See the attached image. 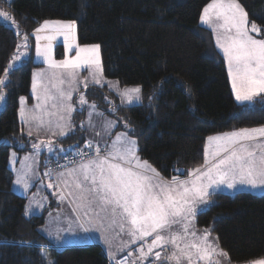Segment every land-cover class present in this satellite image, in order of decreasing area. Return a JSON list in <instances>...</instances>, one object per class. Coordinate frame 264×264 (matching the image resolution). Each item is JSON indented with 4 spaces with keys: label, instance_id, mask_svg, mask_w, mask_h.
Here are the masks:
<instances>
[{
    "label": "trees",
    "instance_id": "1",
    "mask_svg": "<svg viewBox=\"0 0 264 264\" xmlns=\"http://www.w3.org/2000/svg\"><path fill=\"white\" fill-rule=\"evenodd\" d=\"M210 1L0 0V8L11 17L0 20V77L28 36L27 55L9 76L0 109V264H109L98 243L51 242L42 231L45 213L27 216V197L12 187L10 152L20 156L33 150L35 143L19 118V100L22 96L32 102L31 73L40 66L32 59V31L46 20H75L78 43L99 44L104 77L141 88V102L128 106H119L115 95L102 86H88L82 94L113 116L117 129L128 131L125 124L134 129L129 135L137 141L140 158L170 179L187 176L203 164L207 136L264 125V100L235 101L223 58L208 30L199 24ZM237 1L249 21L264 26V0ZM54 55L63 57L59 44ZM73 102V128L54 141L65 154L85 143L78 93ZM43 152L42 180L45 159L64 155ZM180 168L182 175L175 172ZM57 205L52 204L53 212ZM194 224L200 230L210 228L229 264L264 258V192L218 191L195 216Z\"/></svg>",
    "mask_w": 264,
    "mask_h": 264
},
{
    "label": "snow or ice",
    "instance_id": "2",
    "mask_svg": "<svg viewBox=\"0 0 264 264\" xmlns=\"http://www.w3.org/2000/svg\"><path fill=\"white\" fill-rule=\"evenodd\" d=\"M0 17L9 19V14L0 11ZM201 23L213 26V32L222 30L216 36L217 47L222 51L229 68V76L232 81V90L238 102H253L256 98L264 100V38H255L264 34L254 21L249 22L247 13L243 10L237 0H211L203 9L200 17ZM14 22V21H13ZM52 29L50 35L36 36V56L42 58L43 62L50 69L64 70L59 79V85L66 82L72 84L77 75V70L82 67L92 69L93 82L100 83L97 76H102L103 68L99 58V45L77 48L75 57L56 61L52 57L51 41L57 35H63L68 50L73 45L67 44L72 37L74 21L48 22L37 28L36 32ZM19 35V33H17ZM46 40L49 43L41 45L39 42ZM28 36L24 35V44L20 47H27ZM27 53H17L4 69V75L0 77V102L5 99L3 89L10 83L9 76L14 74L16 63L21 61L22 56ZM45 70L33 73V94L37 104L31 110H25L24 97H21L20 118L23 123L30 126L28 136H32L31 125L35 122L37 131L47 127L51 131L53 127L52 116H56L55 127L57 132L52 135L64 136L71 130V113L76 109L72 106L73 92L78 88H70L65 91L62 87H56L55 93L50 89H44L43 98L37 95L38 84L42 85L45 79ZM56 74L52 73V78ZM85 88L88 84L85 83ZM141 88H125L120 95L129 103L133 100H141ZM51 101V108L56 112L48 111V103ZM81 111L88 105V126L95 128L93 116H102L96 112V105L88 104L83 94L79 97ZM64 113V114H61ZM66 114V115H65ZM49 119L47 122L44 116ZM63 122V123H61ZM103 135L99 141L89 140L85 142V148H74V155L79 161L71 168L67 165H60L64 171H56L48 168L43 176L49 179L47 188L58 189V198L63 202L66 198L69 203L75 205L72 211L78 209L82 215L100 221L96 229L101 231L104 221L108 220L110 225L118 228L117 235H127V240H122V246L112 251V243L101 231V239L108 250L110 264H144L150 256L155 257L152 264H198L199 261L205 264H220L216 257H226L222 249L214 241H210V231L205 230L198 234L190 227L191 220L198 212H202L209 204V197L218 193L222 187L235 190L238 185H245L251 188H264V153L258 156L254 141L258 137H264V128L244 129L224 137H209V144L213 145L212 160H208V148L205 149L204 166L195 168L188 172L190 179L180 180L173 176L170 181L164 180L159 172L147 161L141 160L138 155L137 141L132 139L129 131L134 133L129 125L125 124L128 131L116 133L112 138L114 122L105 120L102 125ZM83 129V122L81 124ZM104 137H107L105 139ZM247 142V143H245ZM264 148V145H257ZM42 147H47L50 153L56 154L51 139L45 143H33L34 154L25 157V160L32 159L39 155ZM65 154V150H59ZM16 153H12L14 158ZM58 162V161H57ZM11 163H15L12 159ZM55 177L56 183L51 181ZM34 180L40 179L35 169L29 165L23 172L17 173L15 184L22 186L25 192L33 186ZM63 185V187H61ZM31 201L28 207L31 206ZM39 203V202H37ZM197 205L203 207L198 208ZM43 207V204H40ZM27 215V210H26ZM51 215V213H50ZM173 225H180V230H174ZM89 231L88 228L84 229ZM60 229H57L59 239ZM49 235H52L49 232ZM148 238H151L150 242ZM142 243L136 248L139 253L135 260L129 262L132 257L131 250L123 259H117V253L123 252L132 244ZM161 251H153L154 249ZM164 253L163 257L161 253ZM48 264H53L49 261ZM249 264H264V259L252 260Z\"/></svg>",
    "mask_w": 264,
    "mask_h": 264
},
{
    "label": "rangeland",
    "instance_id": "3",
    "mask_svg": "<svg viewBox=\"0 0 264 264\" xmlns=\"http://www.w3.org/2000/svg\"><path fill=\"white\" fill-rule=\"evenodd\" d=\"M0 11H4V12L9 13L8 10H4L3 8H0ZM201 15H200V17H201ZM0 20H5L7 22V20H11V17L9 15V19H7V20L4 19L3 17H0ZM53 20H51L50 22L74 21V30L72 32V37L67 42V44L73 45V47L71 48V50H68V48L66 46V43H65V40H64V36L63 35H57L56 39L51 41L53 59H55L56 61H60V60L71 59V58L75 57L76 51H77V48L75 47V45H79L78 42H77L75 20H73V19H64V20L55 19V21H53ZM199 24L203 25V26H206V27L208 26L206 24H202L200 18H199ZM42 25L43 24H41L40 26L36 27L32 31V39H33L32 59H33L34 62H42L44 64L45 68H43V70H45V72H46L45 79H44L45 81L50 80V82H52V81L58 82V79H59L61 73L64 70H62V69H50L48 67V65L43 62L42 58H38L36 56V36H45V35L53 34L51 28H49L46 31L36 32L35 30L37 28H40ZM207 30H208V33H210L211 31L213 32V29L211 27H209V29H207ZM221 32H222V30H220V33L218 31L214 33V35H215V43H216V36L220 35ZM39 43L41 45H45V44H47L49 42L46 41V40H41ZM58 44L61 46V50L63 52V56L64 57H62V58H56L55 55H54L55 54V49H56ZM20 45H22V44H20ZM92 45H99V44L91 43V44L81 45V47L92 46ZM18 52L19 53H27V48H25V47H20L19 49L17 48V53ZM70 52H73V54L72 53L69 54ZM17 53H15L14 55H16ZM98 55H99V58H100V61H101L100 47H99ZM22 57L24 58L25 56H22ZM11 62H12V60H11ZM18 62H15V63L17 64ZM101 64H102V62H101ZM53 72L56 74V77L50 79L52 77V73ZM95 78L100 80L99 84H96V83L93 82L92 69H90L89 67H82L81 69L77 70L76 79H75V81L72 84H69V83L66 82L64 85H59V84H54V85L57 86V87H62L65 91L70 90V87H72V86H74L75 88L81 87L79 89V93H78V102H79V97L82 94V90L86 89L84 87L85 83H87L88 86L96 85V86H102V87L107 88V90H109L111 93H113L115 95L117 104L119 106H128V105H132V104L138 102L136 100H133L131 103H129L126 98H124V97H122L120 95V93L125 88H133V87H139V86H137V85L123 86V85L119 84L117 79H107V78L104 77L103 74H102V76H97ZM104 82H105V85H104ZM231 83H232V81H231ZM54 89H56V88H54ZM3 102H0V109L3 107ZM249 103H252V102H249ZM34 106H35V104H34ZM34 106L32 108H29V106L26 103L23 104V107L25 108L26 111L33 109ZM44 119L47 122L49 117L46 116V117H44ZM93 122H94V120H93ZM86 126H87V124H86ZM224 135H230V134H224ZM132 139L136 140L135 138H132ZM58 148H61V149L65 150L63 147H58ZM10 154H12V152H10ZM47 154H50V152H47ZM12 159L13 158H11V160ZM11 160L9 162V166H10L11 169H13L14 166H15V163L14 164L11 163ZM167 181H170V180H167ZM49 182L50 181H49V179L47 177L45 179H43V186H41L40 182L35 186L34 184L36 182H33V186L30 187L27 192H25L24 189L22 188V186H20V185L18 186V188L13 186V189H15L17 191V193L22 194V195L27 197V201H26V204H25V213H26V210H27V216L32 215V214L45 213V217H46L45 220L46 221H45L44 225L42 226V231H43V234L47 238H49V240L51 242L57 243V244L66 243L67 241H71V243L72 242H76L77 240H80L81 235H85V233L83 231L85 229V226L84 225L82 226V222H81L82 219H81L80 216H78V214L77 215H71V213L74 214V212L72 211V208L70 207L69 199H67V198L63 201V207H64V210H65L64 213L61 214V211L63 209L62 208L60 210V212H58L59 215H57V214L54 215V212L52 211V210H54L52 204H59L62 207V203H60L59 198H58V195H59L58 189H56L55 187L54 188H47L46 187ZM51 182L55 184L56 183V179L53 178V180ZM62 186L63 185H61V187ZM30 201L32 203H31V206L28 207L29 204H30ZM37 202H39V203H37ZM41 203L43 204V207L40 206ZM197 207L200 208V207H203V206L202 205H197ZM55 212H57V211H55ZM50 213H51V215H50ZM63 215H66V216L63 217ZM194 221H195V218L191 220L190 227L192 229L196 230L198 234L203 233L205 230H202V229L200 230V229L196 228V226L194 224ZM76 223L77 224L79 223L80 228H79V226H78V228H76V226L73 225V224H76ZM98 227H99L98 224L88 225L87 228L89 229V231H87V233L88 234H92V235L97 234L98 231L96 229ZM111 228H113V226H111ZM57 229H60V232H59V237L60 238L59 239H57ZM114 229L116 230L117 228H114ZM78 230H79V234H76L75 232L78 231ZM208 231H210V233H211L210 228H209ZM49 232H51L52 235H49ZM108 233L110 234V232H108ZM124 236H126V237H124L125 239H128L127 235H124ZM214 237H215L214 234L213 235L211 234L210 237H209V240L210 241H214V243H215L216 240H215ZM100 242L102 243L103 241L101 240ZM134 250L135 249L133 248L132 251H134ZM153 251L154 252L155 251H161V249L157 248V249H154ZM161 254H162V257H163L164 253L162 252ZM118 256H120V255H118ZM152 257L153 256H150L148 258L147 262L144 261V264L145 263L146 264L147 263L148 264H152V261H153L151 259ZM120 258L123 259L124 257H120ZM153 259H155V258H153ZM218 259L220 260V264H222V259H220L219 257H218ZM198 264H205V262L199 261Z\"/></svg>",
    "mask_w": 264,
    "mask_h": 264
},
{
    "label": "crops",
    "instance_id": "4",
    "mask_svg": "<svg viewBox=\"0 0 264 264\" xmlns=\"http://www.w3.org/2000/svg\"><path fill=\"white\" fill-rule=\"evenodd\" d=\"M211 2V1H210ZM210 2H208L207 4H209ZM238 2V1H237ZM239 3V2H238ZM206 4V5H207ZM240 4V3H239ZM206 5L203 7V8H205L206 7ZM241 5V4H240ZM243 8V7H242ZM202 12H203V9H202V11H201V14H202ZM249 20V19H248ZM46 21H48V22H50L51 20H46ZM53 21H55V20H53ZM44 22L45 21H43V22H41L38 26H40L41 24H44ZM249 22H251V21H249ZM37 26V27H38ZM201 26H203V25H201ZM203 27H205V28H207V29H209V27H211L212 29H213V27H214V25L213 26H203ZM261 29H264V26L263 27H261V26H259ZM219 33H220V30H217ZM212 33V34H211ZM252 35L255 37V38H264V34H262V35H257L256 33H252ZM210 36H211V40H212V42H213V44H214V46H215V48L219 51V53L221 54V56H222V58H223V61H224V64H225V68H226V72H227V76H228V81H229V86H230V89H231V93H232V96H233V98L235 99V95H234V93H233V90H232V83H231V77L229 76V68H228V63H227V61H226V59H225V57H224V55H223V53H222V51L220 50V49H218V47H217V44L215 43V35H214V32H210ZM214 36V37H213ZM214 38V39H213ZM78 42V41H77ZM76 44V43H75ZM79 44V43H78ZM79 46L81 47V45L79 44ZM73 54V52H70L69 54ZM64 57V56H63ZM36 63H38V64H40V66H37V67H35V68H33L32 69V73H31V82H30V94H31V97H32V102L29 104V103H27L26 102V99H25V103L29 106V108H32L33 106H34V104L36 105L37 104V100H36V98H35V96H34V94H33V73L34 72H37V71H41V70H43V68H45V66H44V64L42 63V62H36ZM54 84H59L58 82H56V81H52V82H50V80H48V81H43V84L42 85H40V84H38V86H37V95H40L42 98H43V95H44V89L45 88H48V89H50L51 90V92L52 93H55V91H56V89H54V88H56V87H53V85ZM64 85V84H63ZM104 85H105V82H104ZM70 88H74V86H72V87H70ZM78 88V90L77 91H75V92H73V97H72V101H71V103H72V106L76 109V106H75V104H74V102H73V98L75 97V95L77 94V93H79V89L81 88V87H77ZM259 98V97H258ZM258 98H256V99H258ZM235 101L237 102V103H241V102H238L236 99H235ZM24 103V104H25ZM51 101H49V103H48V108H47V110L48 111H53V112H56L57 110L56 109H52L51 108ZM137 103H139V101L137 102ZM243 103H249V102H243ZM88 104L90 105V104H93L92 102H88ZM134 104H136V103H134ZM21 106H22V104H21V98H20V100H19V118H20V110H21ZM88 111H89V108H88V105H85L84 106V115H83V118H82V122H83V129H84V132H83V137H84V141L86 142V141H89V140H93V141H99L100 139H101V137L100 136H97L96 135V133L97 132H101V134L103 135V130H102V127H101V125H102V123H103V121H105V120H109V121H112V122H114V124H115V127L112 129V138H115V134L116 133H122V132H125L124 130H122V129H117V120L113 117V116H111L110 114H108V113H105V112H103V111H100L97 107H96V112H98V113H102L103 115L102 116H96V115H94L93 116V120H94V122H95V124H96V127L95 128H91V127H89L88 126ZM74 112L75 111H73L72 113H71V122H72V117H73V114H74ZM62 114V113H61ZM64 114V113H63ZM66 115V114H65ZM47 115H45L44 117H46ZM51 119L53 120V127H52V129H51V131H49V129H48V127H47V124H45V127H43V128H41L39 131H37V129H36V126H35V122L34 123H32V125H31V130H32V136L31 137H33L34 139H35V143H40L41 141H44L45 143H47V141L49 140V139H51V141H52V144H53V146H54V148H55V150L56 151H58V152H60L59 151V148H57L58 146H59V144L58 143H56V142H54L55 141V139H57L58 137H61V136H59V135H52L51 134V132H57L58 133V131H59V129H57L56 127H55V122H56V120H57V117L56 116H52L51 117ZM20 120H21V118H20ZM21 122L23 123V121L21 120ZM61 123H63V122H61ZM82 124V123H81ZM86 124H87V126H86ZM72 125H73V123H72ZM23 126H24V129H25V132L26 133H28V131L30 130V126L28 125V124H25V123H23ZM73 128V127H72ZM260 128H264V125H261V126H254V127H246V128H237V129H233V130H228V131H225V132H220V133H216V134H212V135H209V136H207L206 137V139H205V144H204V162H205V149H206V147L208 148V160L211 162V160H212V150H213V145H211V144H209V141H208V139L207 138H209V137H224V136H226V135H224V134H232V133H234V132H240L241 130H244V129H248V130H251V129H260ZM70 131V130H69ZM69 131H67L66 132V134L69 132ZM105 139H107V137H104ZM132 138V137H131ZM245 143H247V142H245ZM253 143V146L255 147V150L257 151V154H258V156L260 155V154H262V153H264V148H261V147H258L257 145H264V137H258L257 138V140L256 141H254V142H252ZM81 146V145H80ZM43 151H45V152H43ZM46 153V152H49L48 151V148L47 147H42V149H41V151H40V153H39V155H37V156H35V162L32 160V159H29V160H25L24 158L25 157H28V156H31V155H33L34 154V149L33 150H30V151H28V152H26V153H24V154H22V155H20V156H15L14 158L12 157V154H10V159L11 158H13L14 160H15V166H14V168L13 169H11L10 168V170L12 171V174H13V181H12V187L13 186H15L16 188H18V186L19 185H17V184H15V180H16V178H17V173L18 172H23L29 165H31L34 169H35V172L38 174V176H39V161H40V157H41V153ZM47 154V153H46ZM140 157V156H139ZM141 159V158H140ZM141 160H143V159H141ZM204 162H203V165L202 166H204ZM10 167V166H9ZM201 167V166H200ZM62 171H64V170H62ZM180 180H185V179H190V177L187 175V176H180V177H178ZM172 178H170V179H167V178H164V180H171ZM36 181H39V180H34L33 182H36ZM39 182H37V184H38ZM37 184H34L35 186L37 185ZM63 187V186H62ZM15 190V189H14ZM238 190H245V191H250V192H253V193H263L264 192V188H261V187H258V188H251V187H249V186H245V185H238L237 186V188L235 189V190H232V189H226V188H221L220 190H218V191H223V192H228V193H233V192H236V191H238ZM16 191V190H15ZM53 191V190H52ZM59 201H60V203H62V207L58 204L57 205V207H56V210L55 211H57V212H54V215L55 214H57V215H59L58 214V212H60V210L62 209V211H61V214H63L64 213V207H63V202L59 199ZM70 207L73 209V207H75V205H73V204H70ZM78 214V216H80L81 217V219H82V226L84 225L85 226V228H87V226L88 225H93V224H98L99 226H100V221L98 220V219H95V218H93L91 221L89 220V218L88 217H85V216H83L82 215V213H81V211L78 209L76 212H74V214H72L71 213V215H77ZM66 215H63V217H65ZM86 220V221H85ZM67 222V221H66ZM104 227H103V229L101 230V231H103V234H104V236L107 238V239H109L110 241H111V243H112V251H116L119 247H121L122 246V240H127V239H125L124 237H126V236H124L125 234H120V235H117V232L119 231L118 230V228L115 230L114 229V227L113 228H111V225H110V223H109V221L108 220H105L104 222ZM73 225H75L76 226V228H78V226H79V223L77 224H73ZM109 226V227H108ZM79 228H80V226H79ZM180 228H181V226L180 225H173V229L174 230H180ZM208 229V228H207ZM84 231V230H83ZM101 231H98V233L97 234H94V235H92V234H88L87 232H85L84 231V233H85V235H81V238H80V240H77L76 242H72L71 243V241H67L66 243H60V244H57V245H84V244H90V243H98L100 246H101V248H102V250H103V252H104V254L106 255V257H107V259H109V257H108V250H107V247H106V245L103 243H101L100 241L102 240L101 239ZM107 232V233H106ZM108 232H110V234L108 233ZM76 234H79V230L78 231H76L75 232ZM148 240H149V242H150V240H151V238H148ZM103 241V240H102ZM140 243H142V242H140V241H138L137 242V244H132V245H130V247L129 248H125V250L123 251V252H118L117 253V257H118V255H126L127 254V252L131 249V251H132V249L134 248L135 250L134 251H132V253H133V255H132V257H129L131 260H135L137 257H138V255H139V253L138 252H136V248L139 246V244ZM217 245H218V243H217V241L215 242ZM218 247H219V245H218ZM219 249H221L220 247H219ZM153 258H155L154 257V255H153V257L151 258L152 260H154ZM220 259H222V264H229L228 263V261H227V258L226 257H219ZM216 259H218V257H216ZM262 259H264V258H262ZM137 262H139V261H137ZM147 262V261H146ZM140 263V262H139ZM146 264V263H145ZM148 264V263H147ZM245 264H249V263H245Z\"/></svg>",
    "mask_w": 264,
    "mask_h": 264
},
{
    "label": "built area",
    "instance_id": "5",
    "mask_svg": "<svg viewBox=\"0 0 264 264\" xmlns=\"http://www.w3.org/2000/svg\"><path fill=\"white\" fill-rule=\"evenodd\" d=\"M80 149H83L85 152H88L89 155H91V152H89V150L87 148H85V143L82 145V147ZM79 159H80L79 157L74 155V152L66 153L60 157H47L45 159V168H46V170L48 168H51V169H54L56 171H62L64 169L61 168L60 165H67L68 168H71L79 161ZM126 255L124 254V255L118 256L117 259H122L120 257H124ZM130 261H132V260L129 258V262ZM108 263L110 264L109 259H108ZM137 264H139V263L137 262Z\"/></svg>",
    "mask_w": 264,
    "mask_h": 264
},
{
    "label": "water",
    "instance_id": "6",
    "mask_svg": "<svg viewBox=\"0 0 264 264\" xmlns=\"http://www.w3.org/2000/svg\"><path fill=\"white\" fill-rule=\"evenodd\" d=\"M176 173L183 174V168H180L179 170L175 171Z\"/></svg>",
    "mask_w": 264,
    "mask_h": 264
}]
</instances>
